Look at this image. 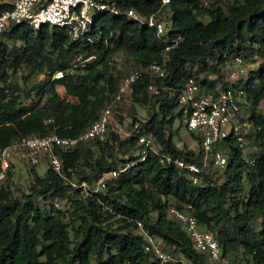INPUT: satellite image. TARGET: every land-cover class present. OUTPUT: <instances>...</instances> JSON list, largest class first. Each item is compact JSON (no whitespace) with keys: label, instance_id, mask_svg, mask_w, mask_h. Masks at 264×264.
I'll list each match as a JSON object with an SVG mask.
<instances>
[{"label":"trees","instance_id":"obj_1","mask_svg":"<svg viewBox=\"0 0 264 264\" xmlns=\"http://www.w3.org/2000/svg\"><path fill=\"white\" fill-rule=\"evenodd\" d=\"M105 1L123 12L100 14L81 39L58 27L35 29L29 23H10L0 34V152L24 136L77 137L113 103L106 140L59 149L62 173L49 163L43 176L33 169L22 198L6 184L13 154L0 183V264H161L154 251L146 250L148 239L138 221L162 250L190 264H264V114L259 108L264 66L251 70L241 112L255 126L248 139L259 151L244 156L229 138L218 143L230 149L227 165L205 164L200 136L187 127L198 148L179 146L173 129L177 119L183 122L178 97L190 75L214 74L215 79L202 80L206 89H214L234 57L258 58L264 52V0H214L209 6L202 0ZM10 6L0 0V13ZM131 8L143 16L156 13L166 27L162 38L154 27L128 17ZM176 36L181 39L169 51L166 76L146 71L114 102L122 79L160 61L166 39ZM22 68L29 72L23 75L26 82L43 74L42 81L23 87L14 79ZM58 70L63 77H54ZM151 83L158 93L149 91ZM58 87L72 99H63ZM128 97L146 114L135 111L133 131L122 137L110 124L114 109ZM142 135L151 136L160 152L202 166L201 180L195 183L188 168L164 163L153 152L141 161ZM214 167L224 169L222 177ZM113 170L121 171L104 189L91 191ZM71 181L87 182L90 193ZM39 197L49 202L48 209L37 203ZM172 207L190 211L214 232L220 260L196 247Z\"/></svg>","mask_w":264,"mask_h":264},{"label":"built area","instance_id":"obj_2","mask_svg":"<svg viewBox=\"0 0 264 264\" xmlns=\"http://www.w3.org/2000/svg\"><path fill=\"white\" fill-rule=\"evenodd\" d=\"M213 1L202 0L206 6L211 5ZM162 2L168 4L170 0H162ZM92 11L95 14H92ZM122 12L114 4L105 0H14L10 7L0 13V34L10 23H29L35 29H40L44 25L58 27L65 30L73 39H81L90 33L100 14H120ZM125 13L139 23L154 27L157 36L160 38L166 32L164 22L158 19L156 13L143 16L133 8L128 9ZM180 39V36L167 38L163 58L160 61H154L147 67L134 70L124 77L114 102L121 100L144 72L151 71L158 77L166 76L169 51L179 45ZM256 63L258 67L264 66V52L257 58ZM251 70L246 59L237 55L233 59V64L228 66L224 79L214 89H206L202 84L203 79L208 81L215 79L214 74L201 75L200 77L193 74L190 75L185 87L179 94L178 103L183 110V123L200 136L205 164L212 160L216 166L227 165L230 149L221 148L218 145L225 139L231 138L242 151L250 143L248 136L254 131L255 126L250 120H243L241 112L242 104L246 102L247 98L246 84L251 76ZM63 76L62 70L56 71L54 75L56 78ZM224 82L226 83L225 87ZM148 89L153 93L159 92V88L153 83L149 84ZM259 108L264 114V97ZM112 111L113 103L106 105L98 119L77 137H61L57 133L46 136H24L4 147L0 152V183L5 180L7 171L11 167L13 154L20 150L26 152L32 164H37L45 159L54 170L61 174L63 166L58 150H70L80 141L95 138L106 140ZM139 142L142 145L141 161H144L148 154L153 152L164 163H175L181 168H188L194 174L193 181L195 183L201 180L202 166L196 163H186L182 159H175L171 155L160 152L151 136L142 135ZM120 171L105 172L96 186L91 188V191L104 189L107 179L117 176ZM71 183L74 187H81L84 192L90 193V186L87 182L71 181ZM105 207L110 208L108 205ZM170 212L186 225L187 231L199 250L207 252L213 260L221 259V245L214 232L203 228L198 219L186 209L172 207ZM138 226L148 239L146 250L154 251L161 264H180L182 262L172 254L162 250L157 239L144 230L141 221H138Z\"/></svg>","mask_w":264,"mask_h":264},{"label":"rangeland","instance_id":"obj_3","mask_svg":"<svg viewBox=\"0 0 264 264\" xmlns=\"http://www.w3.org/2000/svg\"><path fill=\"white\" fill-rule=\"evenodd\" d=\"M3 1L12 3L14 0H3ZM92 14H95V12L92 11ZM246 61L252 70L258 68V65L256 63L257 58L253 54L249 53L248 59H246ZM28 73L29 72L26 68H22L18 71L17 74L14 75V79L18 81L23 87L27 88L38 81H42L44 77L43 74L34 77L30 76L29 81L26 82L25 79L23 78V75H27ZM58 90L63 99L65 100L72 99L70 96H68L65 93L64 88L58 87ZM27 103L31 104L32 100L28 99ZM135 111L139 112L142 115L146 114V111L143 108L141 107L136 108L133 99L131 97H128L125 101L119 103L113 112V119L110 124L111 131H115L119 133L122 137H127L128 135H130V133L133 131V126L131 123L133 122V114ZM118 117H120V119ZM173 129L175 134L174 137L175 141L179 146H183L184 144H187L189 148H194V149L198 148L197 143L195 142L194 138L192 137V135L190 134V132L188 131L186 125L182 122V120L177 119L174 123ZM257 151H259V146H257L256 143L250 142L247 148L243 151V154L244 156H247L249 153H256ZM33 169H35L39 173V175L43 176L45 175L48 169V163L47 161H45V159H43L37 164H32L25 153L17 152V154L14 157L13 167L11 168L12 176H10L6 182V184H9L11 186L13 194L16 197L22 198L23 193L28 191L29 184L33 179ZM223 170H224L223 168H216V167L212 169L213 172H216L215 175L219 177L223 176ZM37 203L45 209L49 208L48 207L49 202H46L41 197L37 198ZM157 241L159 242V240ZM175 258L182 261L181 264H190L189 261L184 257L177 256Z\"/></svg>","mask_w":264,"mask_h":264}]
</instances>
